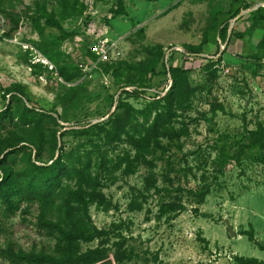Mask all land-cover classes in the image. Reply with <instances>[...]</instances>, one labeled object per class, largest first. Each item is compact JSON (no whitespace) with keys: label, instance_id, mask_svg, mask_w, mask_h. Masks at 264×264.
I'll list each match as a JSON object with an SVG mask.
<instances>
[{"label":"rangeland","instance_id":"rangeland-1","mask_svg":"<svg viewBox=\"0 0 264 264\" xmlns=\"http://www.w3.org/2000/svg\"><path fill=\"white\" fill-rule=\"evenodd\" d=\"M181 1L0 0V113L21 117L29 108L59 117L57 126L15 119L0 130L1 159L13 141L29 146L35 158L31 143L38 142L45 145L41 162L50 164L45 141L51 129L59 132L57 156L91 159L96 189L84 185L82 197L90 221L106 232L82 243L84 253L106 251L94 264H236V256L264 261V252L242 235L253 233L264 245V170L232 163L214 180L215 145L233 155L245 128L264 123V22L255 23L250 13L233 19V36L224 43L217 36L219 15L231 0ZM99 39L118 43L120 59L110 68L91 55ZM186 46H201L203 59H191ZM164 63L188 73L166 74ZM174 80L179 96L171 126L184 136L160 137L161 148L152 146L146 155L150 169L137 161L130 139L142 119L119 109L118 100L124 91H146L122 96L124 104L142 110ZM122 158L129 160L120 165ZM84 171L79 166L63 185L75 191L88 184ZM205 184L211 191L199 204ZM69 203L73 212L82 209L68 190L58 205L69 210ZM41 216V204L25 202L3 223L0 264H12L1 254L9 248L56 256L57 240L41 227Z\"/></svg>","mask_w":264,"mask_h":264},{"label":"trees","instance_id":"trees-1","mask_svg":"<svg viewBox=\"0 0 264 264\" xmlns=\"http://www.w3.org/2000/svg\"><path fill=\"white\" fill-rule=\"evenodd\" d=\"M251 9V5H245L235 12H223L219 15L220 18L226 17V20L222 21L217 28L221 42L226 43L228 38L230 39L233 36V34L229 36L230 21L239 16L243 10ZM251 16L255 23L264 22V9L259 8L253 11ZM219 17H216L214 14V21L217 22ZM49 23L54 27H60L57 23L52 21H49ZM237 36L239 38L244 37L242 34ZM185 52L191 59H203L201 56V46H186ZM92 57L94 58L93 55ZM206 60L211 66L217 63L213 59ZM115 63L117 62L102 64V66L110 68ZM163 67L166 74H172L173 76L188 73V71L181 70L180 68H169L165 63L163 64ZM151 72L152 74L156 73L154 69H152ZM178 90L179 82L174 80L171 89L165 95L158 94L152 98V101L142 110H134L129 105L124 104L122 102V96L124 94L141 95L146 91L140 89H136L131 93L124 91L118 100L119 109L125 107L128 108L127 110L132 112L135 111L134 113L142 119V123L138 125L140 129L138 127V129H136V131L139 132L133 133V135L130 136V139L131 144L136 147L137 161H140L139 163L148 166L150 169L154 166L153 163L146 159V155L151 152L152 146L161 148L159 141L160 137H167L172 140L184 136L182 131H178L171 126V119L174 117V103L179 96ZM112 103H115L114 99ZM22 113L23 115H21V117H19L20 113L14 115V112L12 111L0 113V130L8 129L15 119L26 125H30V123L33 122L43 124L46 120H51L56 126L59 120V117L55 118L47 113L37 114L33 109L29 108L24 109ZM29 133L34 134V131H29ZM49 134H51L50 137H48L50 142L45 141V143L51 144L50 164L49 162H41L45 145L39 144L38 142L31 143L36 150L35 158H33L32 150L29 146L23 145V147L19 148L22 141H13L7 147V149L9 148L12 151H10L3 159H1L0 156V234L2 233L3 223L14 216L23 203H39L42 206L40 225L51 237L57 240L54 251L56 256L52 257L44 254L28 255L21 252L16 254L13 249L9 248L8 250L2 251V257L10 261L12 264H94L106 255V251L96 249L84 253L82 252V243H92L101 239L106 235V232L99 230L90 221V218L88 217V203L82 197L84 194L82 190L84 185L90 190L92 189L95 191L96 189V186L94 185L97 183V178H93L89 173V170L92 167V161L90 158H87V162L85 163L84 157L82 159V157L76 158L65 154L57 156L56 151L58 149L59 132L51 129ZM229 138V136H222L221 141ZM239 140L240 141L237 142L236 146V153L233 155L227 154L226 148H219L215 145V150L219 151V155H217L214 160L217 165V171L214 172L215 181L219 180V177L224 174L226 167L232 163L238 165V167H242L245 162H250L254 166H258L264 170V123L258 124L255 130H248L245 128V135ZM20 154H22V169H18L17 167L19 164L17 158ZM11 159L13 160L12 163H10ZM126 160L128 161L129 159H120V165L126 163ZM79 166L85 168L86 171L84 172L85 174H88V184H81L80 188L74 191L63 184L65 178H68V181L71 180V174L76 168H79ZM96 172H98L97 169ZM241 173L242 175H245L244 171ZM68 190L71 195V203L76 202L81 204L82 209L74 208L73 212L70 210V203L68 204V209L70 211L65 210L66 208L64 206L58 205V201L68 194ZM210 191L211 187L207 184L200 189L197 197L200 199L199 204L205 200L210 194ZM92 202L97 201L93 200ZM99 205H105V202L100 201ZM75 210L81 212L82 217L76 214ZM242 235L247 236L250 242L264 252V245L256 240L253 233L244 232ZM235 262L236 264H264V261L239 256L235 257Z\"/></svg>","mask_w":264,"mask_h":264},{"label":"built area","instance_id":"built-area-1","mask_svg":"<svg viewBox=\"0 0 264 264\" xmlns=\"http://www.w3.org/2000/svg\"><path fill=\"white\" fill-rule=\"evenodd\" d=\"M96 64H110L117 62L120 58L119 46L116 42L107 39H99L90 48Z\"/></svg>","mask_w":264,"mask_h":264},{"label":"crops","instance_id":"crops-1","mask_svg":"<svg viewBox=\"0 0 264 264\" xmlns=\"http://www.w3.org/2000/svg\"><path fill=\"white\" fill-rule=\"evenodd\" d=\"M200 1V3H208V5H212V0H211V3H210V0H198ZM179 3L181 6L183 1L179 0ZM245 5H251L252 6V9L251 10H243L240 15H244L245 13H252L253 11L259 9V8H263L264 9V0H231V2L229 3V6H226L225 5V8H224V13L226 12H235L239 9H241L242 7H244ZM227 7V8H226ZM211 12V11H210ZM237 16L235 19H239L241 16ZM226 20V17H222V21H225ZM232 21V20H231ZM230 21V22H231ZM218 31H217V36H218ZM231 35L230 33V30H229V36ZM219 37V36H218ZM232 45V44H230ZM259 261H262V260H259Z\"/></svg>","mask_w":264,"mask_h":264},{"label":"water","instance_id":"water-1","mask_svg":"<svg viewBox=\"0 0 264 264\" xmlns=\"http://www.w3.org/2000/svg\"><path fill=\"white\" fill-rule=\"evenodd\" d=\"M242 15V14H241ZM240 15V16H241ZM228 43V42H227ZM174 50H178V48H175ZM202 56V55H201ZM229 232H230V234H231V236H236V233H235V231H234V229L231 227V226H229Z\"/></svg>","mask_w":264,"mask_h":264}]
</instances>
